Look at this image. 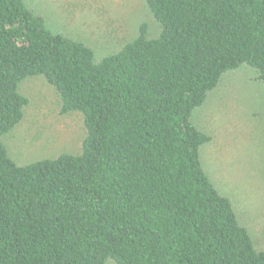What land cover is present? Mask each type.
<instances>
[{"label": "trees", "instance_id": "trees-1", "mask_svg": "<svg viewBox=\"0 0 264 264\" xmlns=\"http://www.w3.org/2000/svg\"><path fill=\"white\" fill-rule=\"evenodd\" d=\"M140 2L156 31L141 22L97 58L25 0H0V264H264L192 119L230 72L264 86V0ZM31 79L80 115L75 153L10 157Z\"/></svg>", "mask_w": 264, "mask_h": 264}, {"label": "rangeland", "instance_id": "rangeland-1", "mask_svg": "<svg viewBox=\"0 0 264 264\" xmlns=\"http://www.w3.org/2000/svg\"><path fill=\"white\" fill-rule=\"evenodd\" d=\"M48 27L93 49L100 58L137 33L141 22L156 26L140 0H25ZM248 68L226 74L193 114L211 140L201 149L203 167L227 196L255 245L264 249V86ZM28 99L21 123L3 139L18 164L75 153L84 137L78 114H59L56 96L43 80L21 85ZM111 264V263H107Z\"/></svg>", "mask_w": 264, "mask_h": 264}]
</instances>
